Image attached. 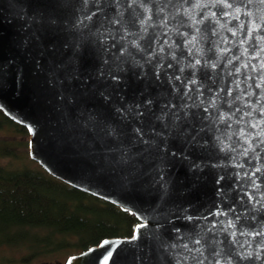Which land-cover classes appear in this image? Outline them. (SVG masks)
I'll use <instances>...</instances> for the list:
<instances>
[{"label":"water","instance_id":"obj_1","mask_svg":"<svg viewBox=\"0 0 264 264\" xmlns=\"http://www.w3.org/2000/svg\"><path fill=\"white\" fill-rule=\"evenodd\" d=\"M0 109L140 220L66 264H264V0H0Z\"/></svg>","mask_w":264,"mask_h":264},{"label":"trees","instance_id":"obj_2","mask_svg":"<svg viewBox=\"0 0 264 264\" xmlns=\"http://www.w3.org/2000/svg\"><path fill=\"white\" fill-rule=\"evenodd\" d=\"M2 130L30 133L0 109ZM17 146L1 141L0 158L18 157ZM139 223L134 213L71 186L41 164L13 168L0 162V246L27 247L23 263L59 252L69 258L105 239L131 237Z\"/></svg>","mask_w":264,"mask_h":264},{"label":"rangeland","instance_id":"obj_3","mask_svg":"<svg viewBox=\"0 0 264 264\" xmlns=\"http://www.w3.org/2000/svg\"><path fill=\"white\" fill-rule=\"evenodd\" d=\"M12 134L14 136H12ZM12 136V137H9ZM30 133L28 135L15 134L10 130L0 131V142L5 140H15L17 146L18 157H3L0 162L13 168L30 165L37 167L40 164L30 155ZM71 252V251H70ZM69 252V253H70ZM30 253V250L24 246H0V264H66L68 260V252H59L56 257H38L30 263L21 261L23 256ZM75 254L74 252H71Z\"/></svg>","mask_w":264,"mask_h":264}]
</instances>
